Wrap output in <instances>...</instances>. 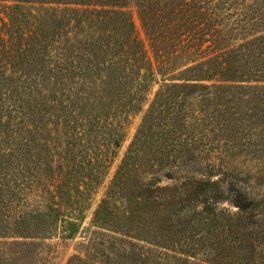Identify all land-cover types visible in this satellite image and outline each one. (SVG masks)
I'll return each instance as SVG.
<instances>
[{
	"label": "trees",
	"instance_id": "obj_1",
	"mask_svg": "<svg viewBox=\"0 0 264 264\" xmlns=\"http://www.w3.org/2000/svg\"><path fill=\"white\" fill-rule=\"evenodd\" d=\"M134 1L155 56L183 69L154 95L67 264H264V194L202 168L205 116L218 134L207 165L264 164V0ZM130 2L0 0V264H42L48 233L99 185L120 137L95 116L146 89Z\"/></svg>",
	"mask_w": 264,
	"mask_h": 264
},
{
	"label": "rangeland",
	"instance_id": "obj_2",
	"mask_svg": "<svg viewBox=\"0 0 264 264\" xmlns=\"http://www.w3.org/2000/svg\"><path fill=\"white\" fill-rule=\"evenodd\" d=\"M127 10L132 17L137 37L141 40L145 51V70L143 73L147 76L144 83L146 89H134L132 96H135V100L132 105L127 108L125 113H121L119 116H95L96 119L99 118L97 121L100 124L99 127H101L98 132H108L110 124H113V132L120 137L119 144L115 148L110 147L104 156V165L102 166L99 185L91 189L87 195L85 194V197L77 204L76 210L71 213L69 218H66L65 224H58L48 233L40 250V255L43 258L42 264H67L72 256L83 254V246L88 241L92 231L91 224L94 213L100 205L101 200L104 198L123 157L127 153L142 121L144 112L147 110L154 95L183 69V67L179 65V61L169 63L166 62V60L162 61L158 54L155 56L150 46V41L143 29L134 0H131ZM212 18L217 19V15ZM205 118H211L210 121H213V123H209L211 126H215L216 130L217 116H205ZM211 126L207 128L206 131V135H209V139L202 144V150H205V154L202 157V168L204 170L207 169L208 172L216 171L214 178H224L226 181L232 180L238 186L246 188L253 194L263 195L264 164H249L245 165L243 168L238 166L233 169H227V172L220 171L221 168L217 169V167H214L213 169L207 165V162H212L214 154L217 152L218 134L213 132ZM196 132L197 131H195V133ZM189 168L190 167L183 166L180 168L182 169L180 174L191 172L194 167L191 169ZM236 172H243L244 175L240 174L237 177ZM235 211V208H232V212Z\"/></svg>",
	"mask_w": 264,
	"mask_h": 264
}]
</instances>
